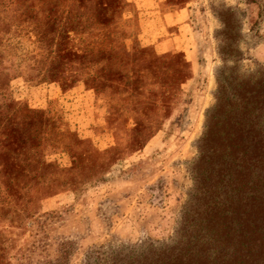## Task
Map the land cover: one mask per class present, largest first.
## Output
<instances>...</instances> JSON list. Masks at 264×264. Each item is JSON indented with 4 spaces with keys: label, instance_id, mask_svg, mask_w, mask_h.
Listing matches in <instances>:
<instances>
[{
    "label": "rangeland",
    "instance_id": "rangeland-1",
    "mask_svg": "<svg viewBox=\"0 0 264 264\" xmlns=\"http://www.w3.org/2000/svg\"><path fill=\"white\" fill-rule=\"evenodd\" d=\"M157 1L158 18L147 0H0V264L171 243L218 81L264 144V0ZM261 161L246 171L263 215L235 217L212 264H264Z\"/></svg>",
    "mask_w": 264,
    "mask_h": 264
},
{
    "label": "trees",
    "instance_id": "trees-1",
    "mask_svg": "<svg viewBox=\"0 0 264 264\" xmlns=\"http://www.w3.org/2000/svg\"><path fill=\"white\" fill-rule=\"evenodd\" d=\"M42 7H38L39 10ZM20 8L23 12L31 9L27 5ZM46 89L47 95L55 93L50 84ZM243 101L241 98L242 113L246 109ZM263 107L264 94L259 91L253 106L255 123ZM239 119L240 122L235 123L232 89L218 81L215 104L208 109L204 130L197 143L198 156L190 168L193 189L172 242L141 244L133 258L117 254L93 264H212L215 242L221 235L228 236L235 217L241 224H246L253 217L262 216V207L256 204L254 194H250L255 193L259 180L252 187L246 169L251 159L256 166H261L264 144L260 139L248 142L245 136L253 129L247 127L245 116L241 115ZM236 124L239 125L237 129ZM252 127L256 128V124ZM252 213H255L253 217ZM258 224L259 221L253 222L259 230Z\"/></svg>",
    "mask_w": 264,
    "mask_h": 264
},
{
    "label": "crops",
    "instance_id": "crops-1",
    "mask_svg": "<svg viewBox=\"0 0 264 264\" xmlns=\"http://www.w3.org/2000/svg\"><path fill=\"white\" fill-rule=\"evenodd\" d=\"M147 1H151V2H152V6H153V9H152V10H154L155 15L158 14V15H156V17L158 18L160 13H156V12H161V6H160V3H159L157 0H147ZM139 2H140V0H139ZM143 9H145V8H143ZM156 10H157V11H156ZM177 12H178V11H177ZM164 42H165V41H164ZM162 43H163V42H162ZM162 43H160V45H162ZM171 48H172V46H171ZM171 48H170V49H171ZM165 50H167V49L165 48V49H163L162 51H165ZM188 50H189V48H188Z\"/></svg>",
    "mask_w": 264,
    "mask_h": 264
}]
</instances>
